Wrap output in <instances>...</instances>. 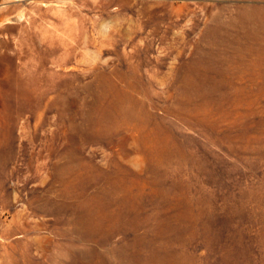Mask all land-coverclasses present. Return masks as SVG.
Wrapping results in <instances>:
<instances>
[{
  "label": "rangeland",
  "instance_id": "rangeland-1",
  "mask_svg": "<svg viewBox=\"0 0 264 264\" xmlns=\"http://www.w3.org/2000/svg\"><path fill=\"white\" fill-rule=\"evenodd\" d=\"M0 264H264V0H0Z\"/></svg>",
  "mask_w": 264,
  "mask_h": 264
},
{
  "label": "bare ground",
  "instance_id": "bare-ground-1",
  "mask_svg": "<svg viewBox=\"0 0 264 264\" xmlns=\"http://www.w3.org/2000/svg\"><path fill=\"white\" fill-rule=\"evenodd\" d=\"M100 206V205H99ZM97 206L96 208H98V209H96L98 212H101V210H102V207L100 206Z\"/></svg>",
  "mask_w": 264,
  "mask_h": 264
}]
</instances>
